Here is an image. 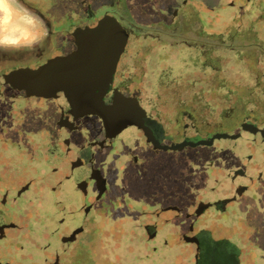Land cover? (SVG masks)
Listing matches in <instances>:
<instances>
[{
    "label": "flooded vegetation",
    "instance_id": "flooded-vegetation-1",
    "mask_svg": "<svg viewBox=\"0 0 264 264\" xmlns=\"http://www.w3.org/2000/svg\"><path fill=\"white\" fill-rule=\"evenodd\" d=\"M15 1L31 35L0 37V264H240L239 240L203 218L246 195L254 212L264 207V152L252 161L223 145H172L243 131L262 145L264 40L252 18L264 0ZM104 19L128 34L104 102L136 99L146 131L108 133L100 114L74 110L62 93L27 94L9 81L70 53L76 30ZM180 48L205 55L204 65L165 75L160 59ZM230 51L248 65L239 80L223 67ZM218 170L232 200L218 198ZM241 214L264 252V224Z\"/></svg>",
    "mask_w": 264,
    "mask_h": 264
},
{
    "label": "water",
    "instance_id": "water-1",
    "mask_svg": "<svg viewBox=\"0 0 264 264\" xmlns=\"http://www.w3.org/2000/svg\"><path fill=\"white\" fill-rule=\"evenodd\" d=\"M75 36L76 48L73 51L64 56L50 59L36 69L15 70L8 75L9 81L27 94L55 97L62 93L74 110L89 109L100 114L108 133L119 132L131 125L140 126L146 131L145 113L136 99L116 93L112 104L107 105L104 102V96L109 89L118 61L126 46L128 34L124 28L115 20L104 19L94 27L77 29ZM236 138L241 139L242 134L233 136L220 134L210 140L183 142L174 144L172 147L184 148L186 144H189L194 148H211L213 145L216 147L223 145V147L233 150L230 144H219L216 141ZM212 173L217 180L214 183L216 191L220 195L218 198L232 200L233 194L221 195L227 192V187L232 188V183L228 181L226 172L218 170ZM219 178H223L222 184L217 183ZM238 243L244 245L241 241ZM259 251L262 252L260 249ZM239 259L241 261L240 257ZM262 263L264 264V261Z\"/></svg>",
    "mask_w": 264,
    "mask_h": 264
},
{
    "label": "rangeland",
    "instance_id": "rangeland-1",
    "mask_svg": "<svg viewBox=\"0 0 264 264\" xmlns=\"http://www.w3.org/2000/svg\"><path fill=\"white\" fill-rule=\"evenodd\" d=\"M220 18L224 22H229L231 19H233L234 11L230 8H225L221 10L219 13ZM258 14V12H257ZM21 16V17H20ZM232 16V17H231ZM236 20L244 19L241 16H236ZM249 19V18H246ZM253 21H259L256 24L259 34L263 37L264 40V12L263 17H256L252 18ZM16 27H31L30 24H27L26 20L24 19V16L22 14L17 15L16 17ZM0 24H1V17H0ZM237 24V23H236ZM264 42V41H263ZM170 53V56H163L162 59H160V62L162 63L161 67L163 70V73L168 76L174 75L179 76L183 73L187 72L188 70H192L194 68V61L197 60V68L202 67L204 64L205 55L196 54L192 50H187L184 48L175 49L174 55L172 56V50H168ZM224 53H221L223 55ZM228 55V56H227ZM226 57L223 60V67L229 68V74L231 79L239 80V76L242 73L243 69H247L245 60L239 61V53L238 51H230ZM230 60V63L227 62ZM157 62V60H156ZM160 66V65H159ZM261 67H264V63H261ZM247 74V73H246ZM245 74V75H246ZM168 92H166L167 95ZM168 96V95H167ZM168 99V98H166ZM233 136V135H229ZM251 134H249L246 131H243L242 138H236V139H227L224 141H216V143L219 144H230V146L233 148L234 151L243 153L246 151L247 154L252 155V161L260 160L262 159V155L264 152V141H262L261 146H252L253 140L251 138ZM23 162V161H22ZM219 176V174H217ZM226 178V177H225ZM212 180V178H209ZM223 179V178H222ZM222 179H218V183L222 184ZM251 203L249 202V195H246L245 197H242L241 200L238 202H233L230 205H228L226 212L223 213H217L216 211L211 210L208 214L205 215L203 218V222L206 224L212 225L216 230H219L221 234H227L231 237L235 238L236 240L241 241L242 243H246L242 246V254L240 255L241 261L240 264L247 263V264H263L262 261H264L263 255L264 252H260L258 247H254V244L252 242H249V236H251L253 233H255L256 226L254 225V222L249 219V217L242 216L241 213L244 215H250L253 217L255 222H258V224L263 225L264 224V207L262 205L256 204V208L254 212L253 207L251 206ZM252 210V212H250ZM252 213V214H251ZM246 219H249L246 220ZM208 226V225H205ZM241 233H245L246 238L244 236H241ZM248 241V242H247ZM133 246V245H132ZM57 252L55 251H46V252H40L41 255L44 256H53ZM86 260V259H85ZM141 264H146V261H142Z\"/></svg>",
    "mask_w": 264,
    "mask_h": 264
},
{
    "label": "crops",
    "instance_id": "crops-1",
    "mask_svg": "<svg viewBox=\"0 0 264 264\" xmlns=\"http://www.w3.org/2000/svg\"><path fill=\"white\" fill-rule=\"evenodd\" d=\"M24 14L17 6L15 0H0V37H19L31 35V29L16 27V17ZM21 17V16H20Z\"/></svg>",
    "mask_w": 264,
    "mask_h": 264
}]
</instances>
